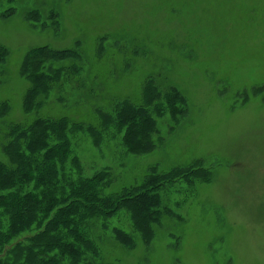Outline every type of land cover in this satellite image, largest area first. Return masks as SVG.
Returning <instances> with one entry per match:
<instances>
[{"label": "rangeland", "instance_id": "374dc122", "mask_svg": "<svg viewBox=\"0 0 264 264\" xmlns=\"http://www.w3.org/2000/svg\"><path fill=\"white\" fill-rule=\"evenodd\" d=\"M63 116L37 131L62 143L52 171L35 182L23 161V185L73 168L101 194L152 179L159 203L140 223L127 205L72 212L76 232L51 238L78 264H264V0H0V158L27 149L15 123Z\"/></svg>", "mask_w": 264, "mask_h": 264}, {"label": "trees", "instance_id": "16d2710c", "mask_svg": "<svg viewBox=\"0 0 264 264\" xmlns=\"http://www.w3.org/2000/svg\"><path fill=\"white\" fill-rule=\"evenodd\" d=\"M27 64L31 65V63ZM31 90H29V92ZM29 102L30 100L27 94L25 105L27 106ZM67 118L70 117H37L32 123H30L33 124L30 128V124L27 126V124L15 123L14 126L18 129L20 128L17 137L23 139V137L26 136L23 135L24 132H30L28 134L30 137L28 139L27 149L22 150V146L25 143L24 140L19 141L16 145V149L11 151L10 155L7 154L9 149L2 146V152L7 154L6 156L10 159V163L8 164L7 161L0 158V164L7 167V170L3 175H1V172H4V170L0 169V190L7 186H13V189L10 193H7L10 195L8 200L6 199L8 205L9 203L11 205H9V208L4 207L6 213L11 215V220L0 227V264H8L10 261H12L11 263L13 264H43V255L41 254L52 257L55 264L56 262L61 263L63 261L61 257L65 256L66 258L64 261L67 260L69 264H78L77 259L72 256V252H79L80 245L69 241V243L56 242L55 240H59V237H56L55 240L51 238L52 231L57 224L64 225V227L58 232V236H63L68 226L71 227V230L76 232L74 228L79 227V223L77 222L78 216L73 215L72 212L80 213L81 217L91 214L89 213L91 210H93V213H96V216L105 215V213H103L104 211H107L106 215H109V212H114L118 209V206L127 205L128 207L133 208L135 217L138 223H140L143 221L144 217L152 215V212L146 209L150 204L152 208L149 210H153L154 212L158 211V205L154 206L157 203L158 198L157 193L154 192L156 190H151V195L147 194V192L150 191L148 189H154L156 185L149 184L153 182V180H149L148 178L144 180L141 185L124 186L120 192H115L113 194H101L93 184L91 187L86 188L88 186L84 185L83 179L80 180V170L73 168L68 169V171L64 170L62 175L60 174V177L58 174L60 170L54 172L56 175H52L50 181H47V184H50L49 191L47 192L44 191L38 193V183H35L33 188L26 183L24 185L22 184V178L18 179L17 176L19 174H24V168L22 165L23 161L29 162L31 166L28 172L29 179L34 180L35 182H37V176L43 178L46 174L44 170L48 172L52 171L50 169L56 160L49 157L52 155V152L57 153L61 150L57 148L62 146V143H46L45 137H47V135L45 134L39 137L42 132L37 131H39L40 127L44 124L47 126V122L49 121L54 124H61L67 120ZM44 128L45 126L41 131H43ZM136 145V147L142 148L141 143H137ZM42 149L49 150V152L41 154L40 151ZM179 167L182 168V166ZM31 172H34V174ZM101 174L102 172L93 177L92 180L94 184L98 181ZM66 177H68L70 181L67 190L58 186V184H61ZM89 180L90 179H88V181ZM80 181L82 183L81 185ZM14 186H16V188H14ZM144 186H147L148 188H145ZM2 195L3 193L0 191V199L3 197ZM142 198H145L146 202L145 204L141 203L139 206L136 203V199L141 200ZM95 200H106L108 205H105V203L101 206H98V204L95 205ZM83 201L87 202L89 205H83ZM143 205L146 207L144 208ZM2 206L5 205L3 204ZM101 207L105 208L104 211H100ZM53 210L56 211L57 215L48 218ZM44 221L46 222L44 225L45 227L49 225L48 230L45 227L39 228ZM1 223L2 221L0 220V224ZM81 224L82 223H80V230H82V232H80L81 236L88 235V238L92 236L97 237L93 230L90 229L89 231H86ZM23 234L27 235L23 236V240L14 241ZM72 234H75L77 238L80 237L79 233L72 232ZM69 240H71V238ZM52 243H56L55 249L58 250L53 251L54 248H51ZM69 247H71V251L68 254L66 249ZM11 254H14V258L12 259L10 258ZM22 256H24L23 260L21 259ZM38 256L40 261H37L36 259Z\"/></svg>", "mask_w": 264, "mask_h": 264}]
</instances>
